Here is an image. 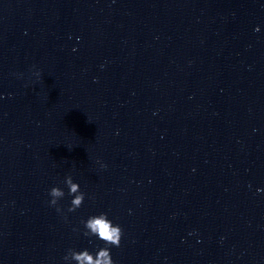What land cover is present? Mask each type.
I'll use <instances>...</instances> for the list:
<instances>
[{
  "label": "water",
  "instance_id": "water-1",
  "mask_svg": "<svg viewBox=\"0 0 264 264\" xmlns=\"http://www.w3.org/2000/svg\"><path fill=\"white\" fill-rule=\"evenodd\" d=\"M100 213L114 264H264V0H0V264Z\"/></svg>",
  "mask_w": 264,
  "mask_h": 264
},
{
  "label": "clouds",
  "instance_id": "clouds-1",
  "mask_svg": "<svg viewBox=\"0 0 264 264\" xmlns=\"http://www.w3.org/2000/svg\"><path fill=\"white\" fill-rule=\"evenodd\" d=\"M39 75L37 73V76ZM101 167H106V165H101ZM64 184L69 189L68 195L73 197L67 211L75 212L82 206L85 193L80 190L78 183L73 182L71 175H67L64 178ZM49 196L51 197L49 201L50 206L56 207L58 212L62 211L57 205L58 201L65 196L64 191L60 187H52L49 191ZM82 223L84 225V236L96 237L100 241H103L106 246L99 248L95 254L90 253L87 249L81 251L69 249L63 258L64 261L67 264H71V261H75V264H114L110 254V246H120L123 235L122 228L119 225H115L106 213L90 216L86 221H82ZM74 231H77V229H74Z\"/></svg>",
  "mask_w": 264,
  "mask_h": 264
}]
</instances>
